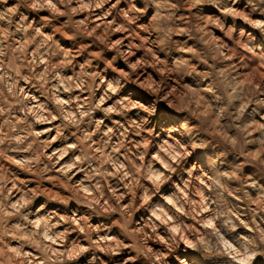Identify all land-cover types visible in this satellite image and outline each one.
Segmentation results:
<instances>
[{
	"label": "clouds",
	"instance_id": "9594fccd",
	"mask_svg": "<svg viewBox=\"0 0 264 264\" xmlns=\"http://www.w3.org/2000/svg\"><path fill=\"white\" fill-rule=\"evenodd\" d=\"M0 264H264V0H0Z\"/></svg>",
	"mask_w": 264,
	"mask_h": 264
}]
</instances>
